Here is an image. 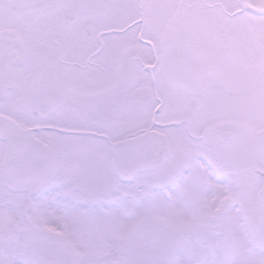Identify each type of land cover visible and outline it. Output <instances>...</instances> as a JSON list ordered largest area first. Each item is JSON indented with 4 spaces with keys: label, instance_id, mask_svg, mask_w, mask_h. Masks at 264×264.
Instances as JSON below:
<instances>
[{
    "label": "flooded vegetation",
    "instance_id": "flooded-vegetation-1",
    "mask_svg": "<svg viewBox=\"0 0 264 264\" xmlns=\"http://www.w3.org/2000/svg\"><path fill=\"white\" fill-rule=\"evenodd\" d=\"M32 1L28 5L32 13L40 7L49 12L68 6V0ZM75 4V10H65L41 28H48L47 32L31 33L36 20L24 28L16 23L0 28L1 235L5 217L18 215L25 202L27 212L34 215L31 230L41 233V215L36 212L47 195L55 197L57 209L62 204L64 209L73 206L83 213L107 215L118 211V186L126 187L125 197L145 189L148 198L153 194L151 183L161 184V179L178 188L192 172L190 162H185L188 158L194 160V227L218 233V241L208 245L217 246L224 230L262 231L258 192L264 180L255 168L264 170V158L258 157L255 140L264 130V15L247 7L264 10V0H76ZM218 11L223 21L242 25L241 32L224 31L215 38L194 33L193 38L182 26L189 19L195 24L212 23ZM68 13L78 18L63 26ZM151 19L158 25L154 33ZM179 39L194 46L196 61L216 55L217 78L207 77L210 86L196 96L197 110L189 108L188 95L169 89L165 80L167 47ZM33 67L50 72L66 92L63 105L45 118L29 115L17 104ZM211 105L218 108L216 113L208 112ZM168 106L171 110L166 114ZM183 112L192 120L183 118ZM182 123L193 130L177 133ZM147 132L167 137L165 163L128 182L119 180L111 167L112 145ZM182 140L194 144L184 151ZM17 141L32 149L48 147L55 158L54 170L41 184L17 181V185L9 178ZM200 162L207 164L206 174L199 170ZM252 245L258 253L260 247Z\"/></svg>",
    "mask_w": 264,
    "mask_h": 264
},
{
    "label": "rangeland",
    "instance_id": "rangeland-1",
    "mask_svg": "<svg viewBox=\"0 0 264 264\" xmlns=\"http://www.w3.org/2000/svg\"><path fill=\"white\" fill-rule=\"evenodd\" d=\"M119 1L121 0H117ZM31 3L34 2L32 0H0V22L4 23L0 25V28L11 26L12 23H16L18 28L21 26L24 28L32 20H36V29L32 28L31 33L47 32L48 28L44 30L41 28L53 18L60 17L65 10L77 8L76 0H68L66 3L68 6L55 7L49 12L46 11L47 7H40L32 13V9L28 7ZM119 10L123 9L117 11ZM217 13L212 23L199 21L195 24L194 20L189 19L182 26L193 38L194 33L201 37L207 35L215 38L216 34L221 35L224 31L241 32L239 26L243 27L242 25L223 21L220 12ZM153 16V10H150V18ZM217 16L219 18H216ZM101 22L110 23L105 20ZM156 24L151 19L149 27L152 33L156 30L153 28L158 26ZM34 38L37 39V36ZM226 75L224 73L228 81ZM233 106V104L228 106L231 111ZM170 110L168 106L164 113L168 114ZM217 110L218 108L211 105L208 112L216 113ZM183 118L192 120V116L184 112ZM180 125L183 127L178 129L179 134L182 130L188 133L193 130L190 124L182 123L178 126ZM181 143V148L187 151L194 141L182 140ZM185 162H190L192 172L184 176L185 179L182 178L178 188L169 189L172 200L168 203L165 198H162V191L165 188L163 184L157 193L155 192L153 200L146 199L148 196L145 189L137 190L134 195L129 193V196L125 197L123 192L126 187L118 186V211L112 213L108 211L107 215L103 214V211L100 214L98 212L83 213L73 206L64 209L62 204L61 208L57 209V203L52 201L55 197L47 195L39 203L40 211L36 212L41 215L38 229L42 231L37 234L33 229L31 230V220L34 215L31 211L27 212L28 207L26 208L25 202V210H21L18 215L8 213L5 217L8 220L6 230L0 237V264H42L41 256L49 250L59 258L61 264H264L263 224L261 226L263 230L259 233L244 234L238 230L230 233L229 230H224L217 246L208 245V243L218 241V233H207L202 230L203 228L194 227L197 223L194 218V160L188 158ZM198 166L204 174L209 171L205 162H200ZM164 171L167 176L169 167L166 166ZM161 181L169 184V180L161 179ZM26 216L29 221L26 220ZM141 218L152 219L161 225L162 243L143 245L133 238L132 228ZM218 221L220 225L224 222L222 218ZM195 230L200 232L197 233ZM252 243L260 247L258 253L249 247V245L253 246Z\"/></svg>",
    "mask_w": 264,
    "mask_h": 264
},
{
    "label": "water",
    "instance_id": "water-1",
    "mask_svg": "<svg viewBox=\"0 0 264 264\" xmlns=\"http://www.w3.org/2000/svg\"><path fill=\"white\" fill-rule=\"evenodd\" d=\"M247 10L256 14L261 12L250 6ZM76 20L75 14H67L61 24L72 25ZM87 32L91 33V28H88ZM167 50L164 71L168 86L191 95L190 107L198 108L195 96L210 86L206 84L207 77L210 75L214 79L217 78L216 55L209 56L203 63L194 61V46L191 43L186 44L182 39L175 40ZM65 95V89L58 79L43 67H33L24 80L23 95L17 104L29 115L45 118L63 105ZM255 141L258 157L264 158V130L257 133ZM47 148L32 149L20 141L13 143L15 161L10 169L9 178L17 185V181L27 185L41 184L55 167V158L50 157ZM111 151L113 154L111 167L114 174L119 179L127 181L139 172L153 171L163 165L169 154V144L164 135L148 132L136 139L112 145ZM255 172L264 179V170L255 168ZM258 202L264 214V185L258 192ZM133 232L137 239L150 244L158 240L160 228L154 222L141 220L134 226ZM42 263L60 264L58 258L51 252L42 256Z\"/></svg>",
    "mask_w": 264,
    "mask_h": 264
}]
</instances>
